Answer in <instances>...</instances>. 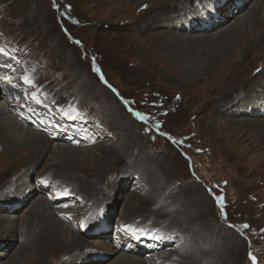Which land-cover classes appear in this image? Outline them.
<instances>
[{"label":"rangeland","instance_id":"374dc122","mask_svg":"<svg viewBox=\"0 0 264 264\" xmlns=\"http://www.w3.org/2000/svg\"><path fill=\"white\" fill-rule=\"evenodd\" d=\"M232 1L242 3L228 0L229 4ZM254 1L247 0L235 16L249 12ZM149 2L0 0V49L10 55L7 63L18 66V77L24 67L36 80V86L28 90L24 84L16 82L20 96L33 102L32 93L36 92L44 99L41 105L44 114L34 119L48 122L52 119L53 123L48 126L54 129H58L61 122L68 123L69 136L84 145L90 144L91 148L95 146L93 150L101 160L115 151L136 153L131 154V160L139 164L141 174L133 173L124 160L113 163L107 180H116L118 188L109 191L111 186H107L109 196L99 198L95 206L93 203L88 206L86 220L73 217L64 223L70 226L72 233L87 240V246L78 254L87 253L90 260L106 259L102 264H110L117 255L110 254L111 250L106 247L114 246L120 237L126 236L125 230H121L118 237L115 234L124 201L131 194L142 198L151 195L156 203L146 216L151 221L131 223L142 230L154 226L175 238L176 247L163 250L170 263L173 255L170 253L185 248L186 253H195L197 261L208 264H264V127L258 125L264 124V115L249 117L258 119L256 125L249 126L245 123L244 110L236 117L217 110L219 92H227L231 99L247 89L249 83L243 79L249 74L257 78L264 75V40L255 37L250 42L247 37L253 38L252 34L259 29L258 16L250 20L248 29L233 26L227 36L231 49L242 44L253 46L255 52L242 57L240 67L232 64L228 74L221 75V80L212 66L210 69H215L217 77L209 74L203 78L201 71L192 72L183 60H178L177 53L166 48L162 51L156 43L160 38L166 42L178 39L195 43L190 54L213 49L212 39L217 36V29L209 28L202 35L205 28L197 29L201 23L193 12L208 10L211 14V10H216L223 17L226 13L222 7L227 8V1L215 6V0H192L188 4L184 0H169L173 4L164 8H176L171 15H185L186 21L181 27H192L182 32L186 33L184 36L175 32L179 24L176 27L167 26L165 20L143 21L141 18L148 16H141L146 11L144 3ZM152 17L156 20V16ZM233 19H225L222 28L232 26ZM242 35L245 39L239 38ZM188 36L191 39H187ZM221 60L217 59L214 66H220ZM41 92L47 97L43 98ZM134 143L139 152L132 148ZM93 160L88 156L86 161ZM41 166L42 163L38 169ZM11 176L8 175L4 182L16 179ZM136 178H139L138 183ZM169 183L171 187L165 193L164 186ZM49 192L46 190L40 195L46 197ZM60 202H53L51 206L62 208L56 206ZM116 203L118 207L114 213L110 211L112 215L106 219L109 242L108 238L92 235L97 227L94 224L97 211H109ZM137 203L133 202V207L137 208ZM22 205H13L19 208L16 216L19 221L4 225L5 229H12L14 236L21 226L25 227L20 221L27 208ZM5 213H12V210ZM4 239L0 236V246L5 245ZM22 240L18 239L7 248L0 247L1 264H37L41 260L44 264H83L90 261H72L75 254L68 255V249L64 248L42 255L37 249L29 248L30 251L24 253L19 250ZM131 240L134 241L132 237ZM135 243L127 246L135 251L145 248ZM152 250L158 252L146 247L139 257L146 258L145 254ZM98 255L110 257H96ZM227 257L229 263L225 261Z\"/></svg>","mask_w":264,"mask_h":264},{"label":"bare ground","instance_id":"6f19581e","mask_svg":"<svg viewBox=\"0 0 264 264\" xmlns=\"http://www.w3.org/2000/svg\"><path fill=\"white\" fill-rule=\"evenodd\" d=\"M184 1L186 4L192 2V0ZM222 1L223 0H215V6H221ZM226 1L227 8L224 10L222 7V10L226 13L223 17H221L220 11L218 12L216 10H211V14L213 12L215 15L217 14L216 16L213 14L211 15L208 10H205L204 13H201L198 10L193 12L194 16L196 18L198 17L196 20L201 23V26H197V29L202 30L203 27L205 28L204 31H201L203 32L202 35L208 32L209 28L217 29V36L212 39L214 41L213 49L206 53L198 51L197 53L190 54L189 52L192 51L190 48H194L196 46H193L195 43L178 41V39H174L176 41L170 40V42H166L161 38L159 39L160 41L156 43L157 47L162 51L166 48L173 53H177V56L175 57L178 58V60H183V63L193 70L192 72L197 73L201 71L203 78L209 76V74H212V77H217L214 73V70L216 69L219 80H221V75L228 74V70H230L229 67L232 64L235 63L240 67V62H243V59L241 58H246L250 53L252 54V52H255L253 46H242V44L239 48L236 47L235 49H231V44L228 43L227 37L230 28L233 26L235 28H244V26H246V29H248V23L252 18L254 19V16L256 15L258 16L257 21L259 29L257 28L258 30L252 34L253 38L250 36L247 37H249L248 40L250 42L255 37L257 40H264V0H255L249 12L240 15L237 14L236 16L235 12L243 8L247 3V0H236L240 2L242 1L241 4H236L233 1L229 4L228 0ZM144 4V10L146 11L141 16H148L146 18H141L144 19L143 21L159 22L158 20H165L167 26L174 25L176 27L179 24L178 29H175V32H177L178 35H186V33L182 32L192 30V27L187 25L181 27L182 23H185L186 21L183 13L171 15L173 12H176L177 9L164 8L171 6L173 2L171 4L169 0H150L149 4ZM203 8L206 9V6ZM152 15L156 16V20L153 19ZM231 17L234 18L232 26L222 28L224 26V20ZM193 24L196 23H191V25ZM243 37L244 36L242 35L239 38L241 39ZM187 39H191V37L188 36ZM217 59H222L220 66H214ZM9 64L11 65L10 68L2 66ZM16 67L18 66H15L14 63H7L4 59L0 60V77L9 79L8 81L0 80V86H2V89L0 87V205H8L6 209L0 206V236L5 238L3 240L5 245L0 247L7 248L18 239L23 238L24 241H21L19 250H23L24 253L30 251L29 248H32L33 250L37 249L41 255L48 252L50 254L55 249L63 251L61 248H64L65 251L68 249V255L75 254V257L71 258L72 261L83 263L82 261L90 259L87 258V253L78 254V252L81 248L83 249L87 246V240L72 233L69 229L70 226H66L64 222L73 217L84 218L86 220V218L89 217V212L86 210L88 206L92 203L93 206H95V203L98 202L99 198L109 196V193L106 192V187L111 186L109 191L115 190L116 180H107V175L110 173L109 171L112 170L113 163L116 164L121 161L123 162L124 160V164L128 165V168H131L133 173L136 172L137 175L141 174L138 168L139 164L136 161L131 160L133 158L131 154L136 155V153L135 151L132 153L127 150H120L111 153V156L103 157L101 160L98 158V154L93 150L96 148L95 146L91 148L89 147L90 144L84 145V143L75 141L69 136L70 132L67 131L68 123L61 122L59 123L61 125H58L59 128L54 129L48 126L53 123L52 119L51 122L46 120H35L34 118L36 116L41 117L44 114V111L41 109V107L44 108V106H41L43 103L38 104L35 101L32 102L24 97L23 100H26V103L24 105L21 104L20 88L16 86L15 83L21 82L24 84L21 78L25 75L31 77V72H27L23 67L20 71V76L18 77L16 75ZM210 67L211 69L213 67L215 69L211 71ZM250 75L251 74L243 79V82L249 83L247 89L244 90L243 93L229 99L230 95L227 92H219L221 93L219 96L220 107H217L219 112L235 117L239 116V112L244 110L243 116H245L244 118L247 120L245 123L249 126L257 124L258 119H252L264 115V75L260 78H257V75ZM229 80L233 79L230 78ZM24 85L27 90L31 88L26 84ZM40 94L43 98L47 97L46 93L41 92ZM13 99L17 102H14ZM12 101L13 103H11ZM42 101L44 102V99ZM55 115H57V113ZM249 117L252 119H248ZM258 125L264 127L263 123H258ZM137 147L138 145H135V143L132 145V148L137 149L139 152ZM88 156L94 158L91 163H87L86 161ZM41 163L42 166L38 169V166L41 165ZM137 171L140 173H137ZM80 173H82V177L80 176ZM33 174L36 175L33 176ZM8 175H12L11 177H16V179L14 181L12 179V182L5 183L4 181L8 178ZM78 175L81 178H79ZM136 180L138 183L139 178H136ZM136 180L134 182H136ZM31 181V184H33L32 186L29 184ZM63 183L66 184L63 185ZM29 185L31 187H29ZM48 186H51L50 189H47ZM170 187V183L164 186L165 193H167ZM116 188H118V185ZM46 190H50L49 194H46V197L49 196L47 197L48 199L52 198L50 201L47 200L46 197L40 195V192L45 193ZM57 201H62L59 204H56V206H61L62 208H53V204V207L51 206V203ZM136 201L138 202L137 208L133 207V202ZM17 203L23 204V208H27V210L23 214V219L20 221L25 227L21 226L22 229L14 236L12 229L7 230L4 225L7 222L19 221V218L16 217L17 213H19L17 212L19 208L13 207V205ZM153 203L154 199L151 195L142 198L131 194L124 201L121 209L123 213L119 218L121 220L117 221L119 227L116 229L117 231L115 234L118 237L121 230H125L126 236L120 237L119 242L114 244V246L113 244H109L106 247V249L111 250L112 253L110 254L117 255L116 258L110 261V264H208L203 261H197L195 253H186L184 250L185 248H179L170 253V256L172 254L177 255L176 259L173 258V255L171 257L168 256L170 257L169 260H172V263H170L167 260L168 258L165 259L166 256L164 255L163 250L168 247L175 248V238L173 236L169 237L170 235L166 234V231L162 232L156 230L157 228L154 226L142 230L141 228H136L137 226L131 223L133 221L149 223L151 219L146 216L148 213H151L149 210L153 209L156 204ZM117 207L118 205L116 203L109 211L104 213H102L103 210L97 211V215L94 219V224L97 227L92 235L108 238L107 240L109 242L111 237L109 238V228L106 219H108L107 216L112 215L110 214V211L114 213ZM6 210H12V213L6 214ZM76 211L80 212L73 214V212ZM140 215H143L142 218H138ZM91 216L93 218L94 214L91 213ZM5 217L12 219L7 220ZM129 234L134 241L131 240ZM196 236H198V234ZM133 242H136L135 245L137 246L145 248L150 247L151 249L155 248L158 252L152 250L145 254L146 258H141L139 257V254L143 253L145 248H137L135 251L133 248L127 246ZM201 252L202 248L199 257H201ZM96 257L109 258L110 256L98 255ZM233 257L234 256H232V258ZM229 259L230 258L227 257L225 258V261L229 263ZM104 260L98 258L83 264H102ZM37 264L44 263L41 260Z\"/></svg>","mask_w":264,"mask_h":264},{"label":"snow or ice","instance_id":"6c2138e0","mask_svg":"<svg viewBox=\"0 0 264 264\" xmlns=\"http://www.w3.org/2000/svg\"><path fill=\"white\" fill-rule=\"evenodd\" d=\"M0 55H3V56H7V53L6 52H4V50L3 49H0ZM17 63H19V61H17ZM2 66H4V67H11V65L9 64V65H2ZM22 81H23V83L24 84H26V85H28V86H30V87H35L36 85H35V82H34V80L29 76V75H25V76H23L22 78ZM36 103H38V104H40V103H43V101L39 98V95L36 93V92H33L32 93V97H31ZM19 99V98H18ZM65 115H68V113H65ZM137 116H140V114L139 113H137L136 114ZM74 118V117H73ZM245 227H247V225H245ZM253 259H255L254 257H253Z\"/></svg>","mask_w":264,"mask_h":264}]
</instances>
